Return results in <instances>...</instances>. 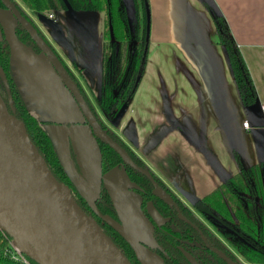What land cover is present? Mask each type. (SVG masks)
Returning a JSON list of instances; mask_svg holds the SVG:
<instances>
[{"label":"water","instance_id":"obj_1","mask_svg":"<svg viewBox=\"0 0 264 264\" xmlns=\"http://www.w3.org/2000/svg\"><path fill=\"white\" fill-rule=\"evenodd\" d=\"M1 1L47 55V58L37 55L22 43L15 35V20L1 12L14 83L27 111L50 137L74 189L95 216L111 226L129 244L140 264H165L153 251L159 247L153 235V225L141 210L140 195L131 189L135 187L118 166L102 173L101 155L94 135L114 150L123 163L146 176L154 187L155 196L167 204H172L171 198L147 170L136 165L124 149L101 131L56 57L9 1ZM198 1L210 18L221 16L213 0ZM125 2L132 7V0ZM72 13H69L70 17L76 24L80 23L79 17ZM223 52L225 55L224 49ZM225 59L229 68L226 55ZM229 72L231 75L230 68ZM0 74L8 89L2 70ZM205 77L216 112L222 118L213 80L209 73H205ZM71 94L78 101L89 125L82 126V114ZM10 108L0 95V231L11 239V247L19 256L27 257L36 264H131L95 218L78 205L71 188L55 178L31 141L24 123ZM123 109L124 106L112 124L116 125ZM244 111L261 161L264 154V110L256 99ZM125 135L129 141L133 139L132 142H135L134 134ZM101 188L110 198L117 222L101 215L96 208ZM214 252L227 264H237L220 251Z\"/></svg>","mask_w":264,"mask_h":264},{"label":"crops","instance_id":"obj_2","mask_svg":"<svg viewBox=\"0 0 264 264\" xmlns=\"http://www.w3.org/2000/svg\"><path fill=\"white\" fill-rule=\"evenodd\" d=\"M213 1L264 104V0ZM149 7V62L130 107L131 133L124 126L122 136L135 135L141 149L149 150V164L173 189L201 197L234 171L229 140L245 167L260 160L255 137L242 126L245 111L205 7L198 0H149ZM87 15L78 14L82 23ZM204 72L213 80L222 118Z\"/></svg>","mask_w":264,"mask_h":264},{"label":"flooded vegetation","instance_id":"obj_3","mask_svg":"<svg viewBox=\"0 0 264 264\" xmlns=\"http://www.w3.org/2000/svg\"><path fill=\"white\" fill-rule=\"evenodd\" d=\"M8 1L29 23V25L34 29L36 36L41 39L46 48L59 61L63 70L75 86L79 97L82 99L83 103H85L87 109L99 125L101 131L106 133L114 142L124 149L136 165L147 170L156 184L171 198L172 204H167L159 197L155 196L153 194L154 187L151 181L143 174L135 171L129 165L123 163L121 160V164L118 165V167L123 169L125 173V167H129L133 172L139 173L145 177L151 186V196L156 198L157 202L162 204L161 206L156 202L154 203L153 200L147 199L146 197L143 199L140 193H146L141 190V188H131L134 192L140 195L141 210L151 222L153 228H155V226H158V228L161 226H168L172 233L182 232L190 235L192 239H195L194 237H196L200 248L206 252L214 254L222 261L223 264L227 263L219 257L214 250L220 251L226 258L236 262L237 264H246L242 256L229 244V240L237 241L241 239L238 234V230L235 227H231L227 230L220 229L223 235L226 232L228 233L225 235L227 238V240H225L226 238H224L215 227H221V225L217 223L218 221L214 217V212L209 213L210 215L204 216L201 212L205 214L208 213L204 211L199 212L197 204L201 202L205 196L209 195L214 190L219 189L225 181L233 178L236 174H244L246 173L245 169L248 171L251 168H255V170L251 173H248L247 184L245 185L246 190L244 192H237L236 196L241 199V202L244 204V208H246L247 205L248 207L251 205L255 210L260 209L261 212H263L264 198H262L260 185L258 184L259 182H257L259 179L257 174L259 169L262 170L264 168V154L261 161L258 160V158L251 166L245 167L234 143L232 140H229V146H231V161L234 166L233 173L230 177L223 179L217 185L213 186L203 196L195 197L189 192L177 191L176 189H173V187L165 181L162 176L155 172L154 167L149 164L148 160L149 158H152L151 156H148L147 152L149 150H146L144 147L141 149V142H132L133 139L128 141L116 130V128L125 119V126L128 127L127 131L129 130L131 133L133 124L131 119L133 116L131 115L130 107L144 78L146 67L149 62L151 30L149 0H132V7L130 6V3L125 2V0H117V8L120 13V21L123 29V36L121 39L110 36L108 28V25L111 24L109 10L95 11L79 9L72 6L68 0H59L62 4V7L59 9L40 10L37 13L21 0ZM0 12H4L6 15L11 16L15 20V35L22 43L29 47L35 54L47 58V55L41 49L39 44L33 40L25 27L15 17L13 12L7 8L1 0ZM71 12H73L72 14H75L77 18L78 14H88L86 18H83L86 19V22L82 23L81 19H78L80 23L76 24L74 19L69 15ZM65 17L66 19L68 18L67 23L64 21ZM107 31L109 34H106ZM3 40L6 41L5 25H3L0 21V41ZM118 66L125 69L124 74L121 76L120 73L122 70L121 68H118ZM52 68L55 70L54 66H52ZM132 69L136 70V75L134 76L133 84L130 85L131 78H126V76ZM55 72L57 73V70H55ZM0 84L4 89L6 99H4L1 94L0 95L4 99L8 108L11 109L10 107L12 106L10 105V98L8 95L9 88L6 89L1 74ZM71 96L75 100V103L81 112L80 114H82L81 118L84 121L82 122V126L89 125L87 117L84 113H82L78 101H76L74 95L71 94ZM262 105L263 104H261V106ZM123 106V112L116 122V125L112 124L115 116ZM179 129L189 141L194 143V138L187 129ZM94 138L97 145L98 143L105 144L95 135ZM131 153L138 158L144 167L134 161L135 159L131 157ZM71 155L73 157L72 153ZM69 187L71 188V192H74L73 186ZM222 199L225 206L228 208L225 198ZM164 206L168 208L167 216L163 215L161 212ZM152 212H154L157 216L158 222H156L155 215H153ZM230 214L233 213L230 211ZM256 215L258 216V211H256ZM258 218H260V216H258ZM164 233L177 241V249L190 264H199L197 260L183 248V244L187 243L186 241L189 240L178 236L175 237V235L166 230H164ZM209 233L215 237V240L219 241L228 253L211 244V242L207 239V234ZM158 247V249H154L153 251L165 263L164 259L166 257V253L160 244H158Z\"/></svg>","mask_w":264,"mask_h":264},{"label":"trees","instance_id":"obj_4","mask_svg":"<svg viewBox=\"0 0 264 264\" xmlns=\"http://www.w3.org/2000/svg\"><path fill=\"white\" fill-rule=\"evenodd\" d=\"M29 8L34 9L35 12L40 10H54L62 7L59 0H21ZM68 2L79 9H88L95 11L109 10V17L111 24L108 25L110 36L121 39L123 36L122 24L120 21V13L117 8V0H68ZM213 25L216 30L218 43L223 47L225 55L231 70V76L234 80L243 107L251 106L255 103L257 96L255 88L249 73V70L245 64V61L241 55V52L236 45L229 26L222 16L211 17ZM108 31L106 34H109ZM118 68H121L118 66ZM0 69L5 73L9 88V98L11 102L14 115L20 119L26 128V131L39 151L40 155L45 160L47 166L49 167L55 178L62 183L69 186H73L65 173L62 165L59 162L57 153L54 149L53 143L47 133L42 129L40 123L27 111L17 87L12 78V73L10 69V48L7 41H0ZM120 76L124 74L125 69L121 68ZM136 75V70L132 69L128 72L126 78H131L130 85L133 84L134 76ZM0 94L6 99L4 89L0 84ZM98 148L100 152V161L102 173L108 172L110 169L121 164V159L119 156L110 149L107 145L103 143H98ZM135 162L142 167L143 164L131 153ZM255 168H251L244 174H236L233 178L225 181L219 189L214 190L209 195L205 196L201 202L197 204L199 212L204 211L208 214L201 212L204 216L210 215L209 213L215 214L217 223L221 227L215 226L219 233L220 229L227 230L231 227H235L240 235V240L233 241L229 240V244L242 256L246 264H264V211L261 212L260 209L255 210L253 206L247 205L244 208V204L241 202L236 195L237 192H244L246 190L248 173H251ZM263 170H258V184L260 185V191L262 198H264V185H263ZM128 180L135 188H141L146 194L140 193L141 197L144 199L153 200L154 203L157 202L156 198H153L150 194L151 186L147 179L140 175L139 173L133 172L129 167H125ZM226 184V185H225ZM72 195L78 205L89 215L93 216L103 232L113 241V243L123 252L126 258L131 264H140L136 259L134 252L130 248L129 244L121 237V235L115 231L111 226L105 223L102 219L95 216L92 210L88 207L86 201L77 193L74 189ZM222 198H225L228 208ZM96 208L99 213L103 216L110 218L113 221H118V217L115 209L113 208L110 198L104 188H101L99 193V198L95 202ZM248 204V203H246ZM156 206V204H155ZM157 207V206H156ZM143 209V206H142ZM161 210V209H160ZM168 208L166 206L162 209V214L167 216ZM230 211L233 214H230ZM258 211V216L256 215ZM213 215V214H212ZM233 216V217H232ZM164 230L172 233L168 226H155L154 237L158 244L163 247L166 253L164 259L166 264H190L185 257L177 249V241L164 233ZM195 233L194 231H192ZM173 235L180 238H184L187 243L183 244L185 251L190 253L199 264H223L214 254L206 252L201 249L197 243L196 237L192 239L190 235L182 232H173ZM222 234V233H221ZM228 233L222 234L224 238ZM259 236V237H258ZM211 233L207 234V239L212 245L223 249L225 252L228 251L219 243V241L214 239ZM227 240V238L225 239ZM11 239L2 231H0V264H24L19 255L11 247ZM216 242V243H215ZM29 264H36L27 257H24Z\"/></svg>","mask_w":264,"mask_h":264},{"label":"rangeland","instance_id":"obj_5","mask_svg":"<svg viewBox=\"0 0 264 264\" xmlns=\"http://www.w3.org/2000/svg\"><path fill=\"white\" fill-rule=\"evenodd\" d=\"M0 21L2 22V24H3V19H2V14H1V12H0ZM6 30H7V27H6ZM155 68V71L157 70H160V67H154ZM154 70V69H153ZM147 124H152L151 123V121L150 122H148ZM124 126H125V119L123 120V122L116 128V130L120 133V135L122 134V132H123V128H124ZM126 174V173H125ZM127 176V175H126ZM153 215H155V214H153ZM155 220H156V222H158V219H157V216L155 215ZM241 262V261H240ZM242 263V262H241ZM244 264V263H243Z\"/></svg>","mask_w":264,"mask_h":264},{"label":"built area","instance_id":"obj_6","mask_svg":"<svg viewBox=\"0 0 264 264\" xmlns=\"http://www.w3.org/2000/svg\"><path fill=\"white\" fill-rule=\"evenodd\" d=\"M262 109L264 110V104L262 105ZM242 126H243V128L248 129V124H247L246 121H243ZM13 250H14V249H13ZM14 251H15V250H14ZM15 252H16V251H15ZM19 258L21 259V261H22L24 264H29V262H28L24 257L19 256Z\"/></svg>","mask_w":264,"mask_h":264}]
</instances>
